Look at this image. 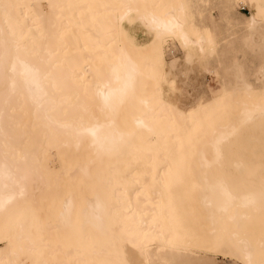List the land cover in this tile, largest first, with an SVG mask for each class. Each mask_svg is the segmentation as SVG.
Listing matches in <instances>:
<instances>
[{
	"label": "bare ground",
	"instance_id": "bare-ground-1",
	"mask_svg": "<svg viewBox=\"0 0 264 264\" xmlns=\"http://www.w3.org/2000/svg\"><path fill=\"white\" fill-rule=\"evenodd\" d=\"M243 2L256 11L236 16ZM239 34L263 62L250 81L232 60L224 87L218 44ZM169 44L215 61L210 96L169 94ZM263 139L264 0H0V264L191 255L176 243L186 154L212 251L264 264V167L246 156Z\"/></svg>",
	"mask_w": 264,
	"mask_h": 264
},
{
	"label": "rangeland",
	"instance_id": "rangeland-1",
	"mask_svg": "<svg viewBox=\"0 0 264 264\" xmlns=\"http://www.w3.org/2000/svg\"><path fill=\"white\" fill-rule=\"evenodd\" d=\"M241 5H243V8H240ZM235 10L237 11H235V14L238 17L241 15L239 14L240 12L249 15L251 11H256L255 8L249 7L244 2L239 3L238 5L236 4ZM211 13L214 17L218 18V11L216 10V7L211 9ZM219 25L223 28L225 26V22L220 21ZM238 27L240 28L241 24L238 25ZM242 37L243 35L239 34L234 38H225V41L219 42L217 57L221 74L220 80L217 75H214L213 71L209 70L213 65H215V61L210 60L206 69L196 62H192L190 65L184 64L181 59V50L177 46H171V44H169L168 47H173L174 49L169 48V51L166 50L167 54L165 56H169L171 54L173 56H177L178 58L176 61V68L174 70L175 88L173 91L169 92V94L181 105H187L198 97L204 98L205 96H210L212 90L217 88L218 80L221 81L222 86L227 87L229 77H227L224 73V67L229 66L232 60H239L243 64L248 79L252 81L259 64L263 62V58L255 55L248 47H246L242 41ZM206 70L207 72H205ZM185 77L186 79H184ZM215 80H217V83ZM259 132H261V130L252 131L253 135ZM249 139L251 141L252 138ZM255 140L260 142V139L257 140L256 137ZM261 142L264 143V139ZM243 144L246 146L245 142H243L239 149H245ZM248 149L251 150L248 151V154L246 153L248 159H245H247V163L250 168L264 167V145L255 147L248 146ZM239 152L242 155L243 151L239 150ZM189 163H191V161L186 154L181 166L185 170V172L182 173L183 177L181 180L183 191L182 193H176L174 195L176 200H178L176 202L177 211L182 213L181 222H177L178 229L181 234L179 237H176V243L186 241L187 244L195 247L196 250H194L191 255L185 254L174 256L169 254L167 256L168 258H160L161 262H159V264H240L238 259L235 260L222 254L221 252L215 253V251H212L218 249L216 243L210 242L205 238L202 221L198 218L194 204L191 203L188 205L187 200L193 198L194 196L193 187L191 186L188 188V184L192 185L194 180L193 174H190L189 179L187 178L186 168ZM188 181L190 182L188 183ZM181 199L183 200L182 205ZM178 217L179 216H177V218ZM180 248L181 247H179V249Z\"/></svg>",
	"mask_w": 264,
	"mask_h": 264
},
{
	"label": "built area",
	"instance_id": "built-area-1",
	"mask_svg": "<svg viewBox=\"0 0 264 264\" xmlns=\"http://www.w3.org/2000/svg\"><path fill=\"white\" fill-rule=\"evenodd\" d=\"M240 8H243V5H241Z\"/></svg>",
	"mask_w": 264,
	"mask_h": 264
}]
</instances>
